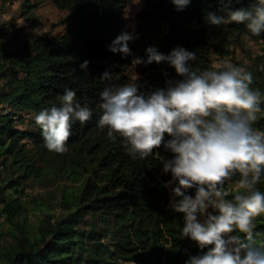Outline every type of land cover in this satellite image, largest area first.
I'll list each match as a JSON object with an SVG mask.
<instances>
[{"label":"trees","instance_id":"16d2710c","mask_svg":"<svg viewBox=\"0 0 264 264\" xmlns=\"http://www.w3.org/2000/svg\"><path fill=\"white\" fill-rule=\"evenodd\" d=\"M53 1L66 11L62 33L21 39L15 32L10 42L0 41V173L7 172L0 202L12 228L11 241L0 246V264H185L202 250L181 238L184 214L172 210L171 192L163 186L171 173L163 172L162 161L173 154L161 147L159 158L133 159L122 138L110 140L108 129L98 126L100 93L129 83L133 59L147 60L150 46L165 55L177 46L195 52L197 59L188 63L203 71L212 69L213 55L239 44L241 65L253 75L251 87L264 94V55L251 56L240 43L243 36L264 39V33L252 36L243 23L228 20V9L250 8L256 0H190L181 10L172 0H145L128 56L109 50L117 36L129 33L122 20L128 0ZM210 12L223 16L224 23L210 25ZM85 60L89 63L82 69ZM135 68L145 94L167 87V80L182 79L167 62ZM105 72L110 78L101 79ZM66 89L75 91L92 117L73 121L68 151L59 154L46 148L35 117L60 106ZM255 127L264 130V116ZM29 177L70 182L61 189L60 211L46 210L33 231L26 226L28 208L19 196L3 195L7 188L18 192ZM257 187L264 191V176ZM186 194L194 196L195 189ZM254 223L256 245L264 247V215Z\"/></svg>","mask_w":264,"mask_h":264},{"label":"clouds","instance_id":"9594fccd","mask_svg":"<svg viewBox=\"0 0 264 264\" xmlns=\"http://www.w3.org/2000/svg\"><path fill=\"white\" fill-rule=\"evenodd\" d=\"M172 2L181 10L190 0ZM206 20L219 26L225 18L210 12ZM228 20L243 23L252 36H260L264 0L250 8L228 9ZM134 38L123 33L109 50L131 55L129 41ZM146 53L147 60L136 57L133 66L167 62L182 79L167 80V87L147 94L139 91L137 75L130 83L104 89L98 126L108 129L113 142L122 138L133 159L159 158L161 147L173 154L162 161L163 172L171 173L163 186L171 188L172 210L184 214L181 238L202 250L185 264H264V247L256 245L254 233V221L264 215V191L257 187L264 176V130L255 127L264 116V94L251 87V72L230 61L217 70L197 71L188 63L197 59L196 53L183 47L165 55L150 46ZM88 63L85 60L80 67L86 69ZM105 78H110L108 72L101 77ZM91 117L92 110L81 106L75 91L66 89L60 106L42 110L35 123L46 148L63 154L73 121L85 123ZM165 134L170 138L166 140ZM189 189H195L194 196L186 194ZM229 195L232 199H227Z\"/></svg>","mask_w":264,"mask_h":264},{"label":"rangeland","instance_id":"374dc122","mask_svg":"<svg viewBox=\"0 0 264 264\" xmlns=\"http://www.w3.org/2000/svg\"><path fill=\"white\" fill-rule=\"evenodd\" d=\"M144 5L145 0H138V2L137 0H128L127 2L122 20L125 30L130 34L133 33L136 26L137 14L144 8ZM65 14L66 11L60 9L53 0H0V41L10 42L15 32H18L21 39L60 34L64 30L61 19ZM240 43L251 56L264 55V39L253 40L243 36ZM13 48L14 46L11 45V49ZM243 53V48L239 44L231 45L226 54L213 55L211 70H217V66L225 60L230 61L235 66L243 67L241 65ZM128 73L130 82H132L134 75L140 77L133 65L129 68ZM24 117L29 118L30 116L25 114ZM16 126L21 129L25 127L24 123H17ZM6 173V171L0 173V185ZM18 174L16 173V175ZM69 184L70 182L62 179L35 180L34 177H29L22 179L21 184L17 187L18 192H14L12 188H7L3 190V195L6 197L19 196L28 208L26 226L33 231L46 210L60 211L58 207L60 192L64 186ZM169 190L171 192L170 187ZM1 208L0 202V246H3L11 241L12 228L4 219Z\"/></svg>","mask_w":264,"mask_h":264}]
</instances>
